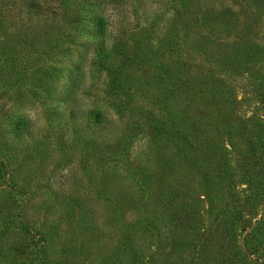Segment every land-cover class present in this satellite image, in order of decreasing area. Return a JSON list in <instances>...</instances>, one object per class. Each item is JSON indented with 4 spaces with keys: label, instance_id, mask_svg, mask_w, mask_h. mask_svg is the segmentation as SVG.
I'll use <instances>...</instances> for the list:
<instances>
[{
    "label": "rangeland",
    "instance_id": "1",
    "mask_svg": "<svg viewBox=\"0 0 264 264\" xmlns=\"http://www.w3.org/2000/svg\"><path fill=\"white\" fill-rule=\"evenodd\" d=\"M139 7L147 14L167 16L165 0H141ZM257 13L246 36L241 30L219 36L203 31L224 46L250 40L254 52L244 48L236 54L235 65L225 66L183 49L153 53V63L169 59L177 69L176 63L189 67L188 85L193 89L186 96L189 123L165 111L158 92L152 98L135 99L122 116L114 115L101 104L105 78L89 79L87 68L80 92L94 81L95 88L87 93L95 92V98L89 94L78 99L87 107L95 99V109L106 113L102 125L108 126L102 129L86 121L50 127L45 114L48 102L37 93L7 96L0 91V129L5 120L19 118L30 134L18 154L11 152L4 134L7 144L1 151L6 157L11 153V159L0 163V264H34L39 247L34 233L54 231L56 224L61 248L53 255L48 251L52 264H119L121 260L114 262L113 256L128 236L136 239L137 246L124 264H204L203 247L215 236L227 211L234 212L230 218L235 222L228 246L213 252L218 258L215 264L231 257L235 264L244 262L243 224L237 217L246 185L240 175L254 161L252 147L261 141L255 136L253 115L264 95V5ZM126 15L131 32L136 26L132 24L143 22L140 15ZM163 32L164 28L158 34ZM161 38L167 37H157ZM153 71L150 65L141 66L138 76L144 82ZM197 80L209 81L216 95L196 93L202 83ZM195 115L200 118L194 120ZM158 127L167 141L164 135L155 137ZM170 191L175 192L173 205L167 197ZM77 200L90 221L86 230L78 223ZM26 206L29 233L16 219L19 207ZM254 219L251 225L258 216ZM256 237L264 243V230H258Z\"/></svg>",
    "mask_w": 264,
    "mask_h": 264
},
{
    "label": "trees",
    "instance_id": "2",
    "mask_svg": "<svg viewBox=\"0 0 264 264\" xmlns=\"http://www.w3.org/2000/svg\"><path fill=\"white\" fill-rule=\"evenodd\" d=\"M140 5L141 0H0L2 95L20 91L37 93L42 102H48L45 114L50 127L86 121L102 129L108 126L106 123L102 125V121H106V113L102 109H95V99L91 107L81 104L78 99V96L88 97L89 94L95 98V92L87 93L95 88L94 81H91L87 91L80 92L82 73L87 68L89 79L96 82L101 77L105 78L101 84V104L114 115L122 116L132 107L135 99L152 98L158 92V103L165 111L173 118L192 122L189 99L186 97L189 92L193 93L188 85L191 78L189 67L176 63L179 64L177 69L169 59L160 60L159 64L156 61L153 63V53L161 49L164 52L175 49L179 53L183 49L187 53L215 59L225 66L235 65L236 54H240L244 48L253 50L250 40L224 46L211 41L203 31L207 35L219 36L224 32L237 34L241 30L246 36L264 1L165 0L167 16L162 17L157 12L147 14L140 9ZM127 12L133 13V16L140 15L143 19V22L137 20L136 24H132L136 25L132 32ZM113 15L116 19H113ZM163 28L165 32L158 34ZM147 65L152 66L155 72L143 82L144 77L141 79L138 71L141 66ZM207 80H197V83H202H198L196 93L216 95ZM176 82L182 84L180 88ZM261 97L260 105L253 115L255 136L261 137V141L256 148L252 147L254 161L240 175L246 185V189L241 191L237 217L243 224L245 246V261L240 264H264L261 258L264 243L256 237L258 230H264V95ZM221 102L224 104L225 100ZM198 118L194 116V120ZM5 121L3 129H0L1 164H8L11 159V153L6 157L1 151L3 145L7 144L5 136L9 138L8 146L14 154L26 146L24 141L30 137L28 125L24 121L19 118L13 122ZM158 131L155 137L159 139L164 135L167 141V135L161 133V127H158ZM174 194V191L167 194L170 205L174 204V200H171ZM74 208L79 214L78 223L86 230L90 221L83 213L84 207L77 200ZM27 209L28 206L23 210L19 207L16 219L22 229L29 233L31 229L25 215ZM244 212L246 216L241 217ZM232 214L234 212L227 211L215 236L204 245L201 253L204 264H215L218 258L214 256V250L216 252L228 246L235 222V218H230ZM252 216V219L256 216L258 219L251 225ZM56 228L57 224L54 231L34 233L39 242L34 264H52L47 258L48 251L53 255L61 248ZM126 239L127 243L120 246L113 256L114 262L121 260L119 264L126 262L128 253L136 252V239L132 236ZM235 262V258L231 257L224 259L222 264Z\"/></svg>",
    "mask_w": 264,
    "mask_h": 264
},
{
    "label": "clouds",
    "instance_id": "3",
    "mask_svg": "<svg viewBox=\"0 0 264 264\" xmlns=\"http://www.w3.org/2000/svg\"><path fill=\"white\" fill-rule=\"evenodd\" d=\"M28 118H29L30 120H34V119H35L34 115L31 114V113L28 114Z\"/></svg>",
    "mask_w": 264,
    "mask_h": 264
}]
</instances>
